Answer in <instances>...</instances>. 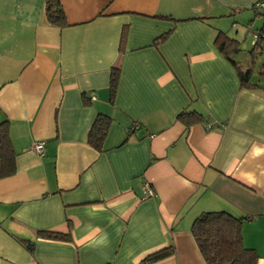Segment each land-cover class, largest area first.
<instances>
[{"label":"crops","instance_id":"crops-1","mask_svg":"<svg viewBox=\"0 0 264 264\" xmlns=\"http://www.w3.org/2000/svg\"><path fill=\"white\" fill-rule=\"evenodd\" d=\"M59 1L63 29L46 0H0V123L17 155L0 180V264H142L172 245L154 264H206L191 232L205 212L243 218L264 264V86L241 88L214 45L220 31L242 43L222 21L251 17L248 35L260 0ZM184 111L204 120L187 129ZM100 114L112 118L102 152L88 143Z\"/></svg>","mask_w":264,"mask_h":264},{"label":"trees","instance_id":"trees-1","mask_svg":"<svg viewBox=\"0 0 264 264\" xmlns=\"http://www.w3.org/2000/svg\"><path fill=\"white\" fill-rule=\"evenodd\" d=\"M257 3V2H256ZM255 3V4H256ZM255 4L251 9L257 14L264 17V11L257 10ZM46 16L48 22L60 29L67 26L64 10L59 0H46ZM158 19L169 20L177 23L176 20L161 16ZM171 31L161 35L154 42L158 46L166 41ZM258 39L254 38V44L250 51L251 64L248 67L236 60V56L241 53V43L225 32H218L214 45L217 50L228 60L237 73L240 87L243 89H258L259 83L254 82L256 74V59L263 51L264 46V24L263 27L254 33ZM127 37V29L122 33L120 53H123L124 44ZM264 76V64L260 67L258 73ZM120 80V67L116 66L111 71L110 77V104L115 103L118 85ZM203 117L196 112L184 111L178 115V121L184 124L187 129L192 125L202 122ZM112 124V118L100 114L88 136L89 145L98 152H102L104 144ZM17 155L13 149L9 122L0 123V180L8 178L17 172ZM243 218H237L227 212H205L202 213L193 223L191 232L193 238L200 250L202 258L206 264H257L259 255L255 249L248 248L243 240ZM38 237L55 240L70 241V235L51 231H38ZM20 242L33 251L32 242L20 239ZM175 247L172 245L168 248L161 249L150 254L142 264H154L173 256Z\"/></svg>","mask_w":264,"mask_h":264},{"label":"rangeland","instance_id":"rangeland-1","mask_svg":"<svg viewBox=\"0 0 264 264\" xmlns=\"http://www.w3.org/2000/svg\"><path fill=\"white\" fill-rule=\"evenodd\" d=\"M242 18V17H240ZM239 18V19H240ZM238 19V23H237V28L236 29H233L232 27V20H230L229 18H224V20L222 21L223 25H225V27L228 29V30H231L232 29V32H234V35H235V31L236 30H239L241 36L243 37L241 39V48L244 50L241 54H240V59H246L248 57V54H249V51L252 50V47H251V43H252V46L254 44V33L258 30H260L262 27H263V24H264V17L260 16V17H256L255 18V22L254 24L251 26L250 28V32L248 35H243L242 34V31L244 30V27H246L248 24H249V20L251 19V17H249L248 19H245L243 21H239ZM240 36V35H239ZM251 47V48H250ZM264 47V46H263ZM256 63V74L254 75V78H253V81L254 82H257V83H260L264 86V76H260L258 75L259 71H260V67L264 64V51L262 54H259L257 56V59L255 61Z\"/></svg>","mask_w":264,"mask_h":264},{"label":"built area","instance_id":"built-area-1","mask_svg":"<svg viewBox=\"0 0 264 264\" xmlns=\"http://www.w3.org/2000/svg\"><path fill=\"white\" fill-rule=\"evenodd\" d=\"M255 8L257 9V10H262V11H264V0H260V1H258L256 4H255ZM254 38L255 39H258V36L257 35H255L254 36ZM135 127H138L139 125L137 124H135L134 125ZM134 127V128H135ZM207 127L208 128H211V126L210 125H207ZM33 150H34V152L36 153V154H38V155H42L43 153H44V142H38V143H36L35 145H34V147H33ZM150 194H152V192L150 191Z\"/></svg>","mask_w":264,"mask_h":264}]
</instances>
